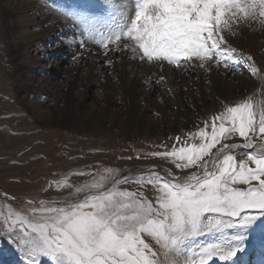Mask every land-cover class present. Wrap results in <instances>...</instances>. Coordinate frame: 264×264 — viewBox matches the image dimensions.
<instances>
[{"label": "snow or ice", "instance_id": "snow-or-ice-1", "mask_svg": "<svg viewBox=\"0 0 264 264\" xmlns=\"http://www.w3.org/2000/svg\"><path fill=\"white\" fill-rule=\"evenodd\" d=\"M46 5L72 27L80 49L96 45L109 66L110 54L127 51L131 59L162 70L166 62L206 72L235 71L243 64L252 75L258 72L253 56L229 44L228 37L237 36L241 26L264 29V0H74L67 6L46 0ZM165 79L161 75L156 83ZM221 104L210 123L188 134L199 143L177 136L170 149L162 145L164 151L145 157H159L173 168L161 174L152 166L120 178L108 168L61 201L28 200L27 211L5 205L0 238L14 245L24 264L43 259L49 264H264V98L248 95ZM237 137L241 142H234ZM54 183L57 189L73 187L67 177ZM124 184L151 185L155 198ZM205 236L213 239L201 242ZM246 252L254 259L238 255Z\"/></svg>", "mask_w": 264, "mask_h": 264}, {"label": "rangeland", "instance_id": "rangeland-1", "mask_svg": "<svg viewBox=\"0 0 264 264\" xmlns=\"http://www.w3.org/2000/svg\"><path fill=\"white\" fill-rule=\"evenodd\" d=\"M56 2L67 6L74 0ZM252 34L245 26L228 42L253 56L256 75L243 64L235 71L206 72L165 62L162 70L131 59L127 51L110 54L109 66L102 49H80L78 36L73 42L72 27L51 14L46 0H0V213L8 204L27 211L28 200L61 201L108 168L117 170L116 178L138 176L152 166L161 174L173 168L159 157H145L164 151L162 145L170 149L177 136L199 143L188 134L210 123L222 111L221 101L264 98V35L252 40ZM78 52L83 55L73 59ZM161 75L166 79L156 83ZM65 177L73 187L57 189L54 182ZM122 187L142 190L149 199L156 195L151 185ZM238 255L254 259L253 253ZM0 264H24L3 238Z\"/></svg>", "mask_w": 264, "mask_h": 264}, {"label": "bare ground", "instance_id": "bare-ground-1", "mask_svg": "<svg viewBox=\"0 0 264 264\" xmlns=\"http://www.w3.org/2000/svg\"><path fill=\"white\" fill-rule=\"evenodd\" d=\"M5 9H6V8H5ZM244 27H245V26H241V28H244ZM258 28H259V27H258L257 25H255V24L252 25V33H253V34L250 35V37H252V38H251L252 40L256 39V38L259 36L260 33H262V34L264 35V29H261V28H260L261 31H259ZM263 37H264V36H263ZM145 102H146L147 105L152 104V101H151L150 99H147V98L145 99ZM73 115H75V113H73ZM71 123H72V122H71Z\"/></svg>", "mask_w": 264, "mask_h": 264}]
</instances>
